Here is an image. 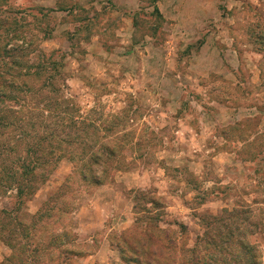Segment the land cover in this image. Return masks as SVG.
Returning <instances> with one entry per match:
<instances>
[{
    "label": "rangeland",
    "instance_id": "rangeland-1",
    "mask_svg": "<svg viewBox=\"0 0 264 264\" xmlns=\"http://www.w3.org/2000/svg\"><path fill=\"white\" fill-rule=\"evenodd\" d=\"M0 77V264H264V0H0Z\"/></svg>",
    "mask_w": 264,
    "mask_h": 264
},
{
    "label": "trees",
    "instance_id": "trees-1",
    "mask_svg": "<svg viewBox=\"0 0 264 264\" xmlns=\"http://www.w3.org/2000/svg\"><path fill=\"white\" fill-rule=\"evenodd\" d=\"M6 82V77H0V99L7 91L4 86ZM99 160L101 161L100 157H95V162H100ZM132 231L123 240L126 251H120L124 264H259L258 249L238 242L232 246L229 238H222L218 243L208 237V241L204 242L206 248L190 252V258L186 259L187 253L178 254L174 248L167 247L171 242L160 232L146 235L136 232L137 229ZM208 246L211 249L207 250ZM63 258L66 259L65 254Z\"/></svg>",
    "mask_w": 264,
    "mask_h": 264
},
{
    "label": "crops",
    "instance_id": "crops-1",
    "mask_svg": "<svg viewBox=\"0 0 264 264\" xmlns=\"http://www.w3.org/2000/svg\"><path fill=\"white\" fill-rule=\"evenodd\" d=\"M105 250H108L110 254L113 253L112 247H110V244L108 242H102L100 245H98L97 249L95 250L94 254L90 257L92 259V263H96V261L100 262L101 253Z\"/></svg>",
    "mask_w": 264,
    "mask_h": 264
}]
</instances>
